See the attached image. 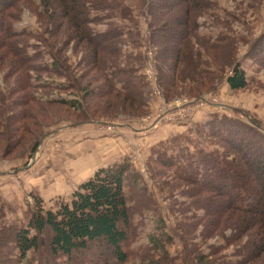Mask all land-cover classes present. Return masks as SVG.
I'll use <instances>...</instances> for the list:
<instances>
[{
    "label": "trees",
    "instance_id": "obj_1",
    "mask_svg": "<svg viewBox=\"0 0 264 264\" xmlns=\"http://www.w3.org/2000/svg\"><path fill=\"white\" fill-rule=\"evenodd\" d=\"M23 8L38 30H17ZM219 8L217 0H138L143 37L126 0H0L2 157L19 148L23 136H32V153L37 149L46 120L54 119L49 109L86 119L144 114V45L166 101L215 92L223 79L233 92L246 90L237 61L238 43L246 39H237ZM201 18L223 33L201 34ZM257 47L264 49V37ZM196 129V137L171 140L185 143L177 152L171 141L154 148L155 164L171 178L165 182L184 200L181 218L192 222L180 227V255L169 256L163 232L150 236L147 247L129 250L135 211L124 188L130 167L123 162L98 169L52 207L32 195L26 225L0 223V264H127L132 257L139 264H264V132L227 115ZM211 139L219 149H209ZM135 198L142 206L151 202L142 191Z\"/></svg>",
    "mask_w": 264,
    "mask_h": 264
},
{
    "label": "rangeland",
    "instance_id": "obj_2",
    "mask_svg": "<svg viewBox=\"0 0 264 264\" xmlns=\"http://www.w3.org/2000/svg\"><path fill=\"white\" fill-rule=\"evenodd\" d=\"M137 2L126 0L145 37L146 26L138 13ZM217 2L219 16L229 20V27L237 39L241 37L248 42L245 44L244 40L237 47V61L248 79L247 89L233 92L223 79L215 92L198 98L179 97L166 101L156 82L150 50L144 45L147 60L142 74L149 91L144 114L129 116L117 112L86 119L65 109H49L54 119L46 120L50 126L43 129V136L33 153L29 142L32 136H23L21 146L6 157H2L0 151V223L26 225L33 205L32 195L39 197L44 207H52L60 199H69L98 169L125 162L130 167L125 178V193L130 209L135 211H132L131 220L135 235L129 250L135 253L147 247L150 236L158 237L163 232L169 237V243H164L169 256L174 258L182 253L183 229L180 227L190 226L192 222L181 218L179 208L185 209L181 205L184 200L179 191L170 187V182H165L171 178L165 173L167 170L155 164L154 148L175 137H196L197 126L204 128V123L220 115L235 117L264 132V49L257 47L264 37V0ZM208 18L199 19L200 33L214 36L223 33L224 28L212 26ZM15 27L17 30H38L35 18L24 8ZM227 75L228 71L224 78ZM2 77L0 73L1 88ZM59 95L65 99L74 98L68 93ZM52 97L58 96L51 93ZM26 123L30 124L29 121ZM210 142L209 149H219L218 143L212 139ZM171 143L177 144L175 152L185 145L183 142ZM77 166L81 167L79 173H75ZM141 191L151 200L146 206L139 205V198L135 200ZM186 215L188 217L189 213ZM194 243L200 241L196 239ZM214 243L209 241L208 245ZM202 251L207 254L208 246L202 247ZM232 252L231 248L226 254L230 257ZM139 262L132 257L127 264Z\"/></svg>",
    "mask_w": 264,
    "mask_h": 264
},
{
    "label": "crops",
    "instance_id": "obj_3",
    "mask_svg": "<svg viewBox=\"0 0 264 264\" xmlns=\"http://www.w3.org/2000/svg\"><path fill=\"white\" fill-rule=\"evenodd\" d=\"M81 169V167L80 166H77L76 168H75V173H79V170Z\"/></svg>",
    "mask_w": 264,
    "mask_h": 264
}]
</instances>
